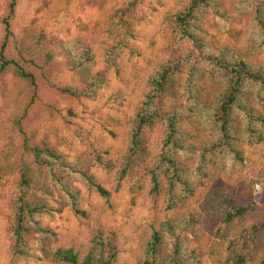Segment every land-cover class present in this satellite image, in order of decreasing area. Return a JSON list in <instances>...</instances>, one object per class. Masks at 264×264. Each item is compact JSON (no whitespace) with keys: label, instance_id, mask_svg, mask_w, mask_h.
Returning <instances> with one entry per match:
<instances>
[{"label":"rangeland","instance_id":"374dc122","mask_svg":"<svg viewBox=\"0 0 264 264\" xmlns=\"http://www.w3.org/2000/svg\"><path fill=\"white\" fill-rule=\"evenodd\" d=\"M10 0H0V44L5 27L2 18ZM135 2L133 35L117 48L119 38L111 33L115 10ZM220 17L212 12L200 22L203 42L211 48L234 49L251 62L264 67V45L256 37L248 14L235 11L232 0H219ZM189 0H17L10 18L12 35L5 54L35 76L36 85L7 70L0 73V264H65L51 253L58 247H72L80 258L93 235L102 230L117 236L116 264H141L151 234L169 219H185L193 224L187 231V247L194 248L202 264H264V128L261 140L241 143V158L216 154L206 162L205 173L194 195L179 209L166 207L165 187L151 193L150 176H142L141 189L132 190L127 176L115 189L116 166L108 169L96 162L90 172L110 191L105 198L75 176L78 207L60 208L57 191L46 202L50 215H41L42 226L51 233L28 237L31 257L12 262L9 256L11 214L17 193L18 166L31 159L26 144L49 143L67 162L96 152L117 165L126 151L137 111L150 90V81L171 52L179 54L183 66L175 78L178 96L169 103L182 102L184 83L196 50L180 41L174 30V15ZM44 35L42 43L36 36ZM79 44L89 50V73L104 71L105 79L91 96L73 97L61 92L63 86L81 87L83 77L66 64L64 47ZM50 51L47 59L45 51ZM189 51L188 55H185ZM70 57V55L68 56ZM109 57L111 65L106 66ZM168 106L166 105L165 108ZM264 113V108H263ZM184 138L200 143L204 131L197 122L183 120ZM164 125L158 123L145 133L148 157L153 166L161 149ZM197 159L190 160L195 166ZM214 188L229 193L248 211L229 222L208 214V198Z\"/></svg>","mask_w":264,"mask_h":264},{"label":"trees","instance_id":"16d2710c","mask_svg":"<svg viewBox=\"0 0 264 264\" xmlns=\"http://www.w3.org/2000/svg\"><path fill=\"white\" fill-rule=\"evenodd\" d=\"M235 11L248 14L255 35L264 45V0H232ZM17 0H10L8 13L2 18L5 27L4 39L0 44V73L7 70L35 86V76L27 71L15 59L8 58L5 48L12 35L10 18L14 13ZM135 2L115 10L111 33L117 35V48L124 45L133 35L135 21ZM212 12L225 17L219 0H189L185 9L174 15V30L180 41H188L196 50L197 59L193 61L184 83L186 96L182 102L169 103V97H177L175 78L183 66V60L176 52H171L161 65L157 74L150 81V90L145 95L136 113L130 133L129 144L115 165L111 160L104 161L93 152L79 157L74 162H67L53 146L47 142L26 144L25 150L30 155L29 161H21L18 166V186L14 199L9 228V256L12 262L31 257L28 237L39 233H51V229L41 225L39 217L50 215L53 207L46 202L57 191L60 208L68 206L75 214H84L78 207L77 190L72 185V176L81 179L88 188L99 195L109 198L110 191L96 181L90 172V166L96 162L108 169L116 166L115 189L127 176L133 178L131 189L139 190L142 176H150V192L157 194L166 182L165 199L168 209L182 208L195 192L205 173L206 162L216 154L241 158V143L259 141L264 128V67L251 62L240 52L221 46L211 50L200 35V22L203 15ZM44 35L36 36L42 43ZM79 44L64 47L66 64L83 77L85 85L81 87L63 86L58 89L73 97L91 96L95 89L104 82V71L89 73L92 57L89 50L77 48ZM189 51L185 54L188 55ZM70 55V57H68ZM47 59L50 51H45ZM106 66L112 63L107 57ZM168 106L165 108V106ZM183 120L197 122L205 135L198 144L188 142L181 129ZM164 125L161 149L153 166L146 169L148 149L145 133L157 125ZM197 159L191 166L190 160ZM208 214L229 222L244 215L247 204H237L229 193L221 188H214L208 198ZM193 224L185 219H169L160 224L151 234L145 247V256L141 264H202L199 253L187 247V231L193 232ZM119 252L117 236L113 231L104 233L98 230L90 240L82 256L72 247H58L51 257L56 262L65 264H116Z\"/></svg>","mask_w":264,"mask_h":264}]
</instances>
